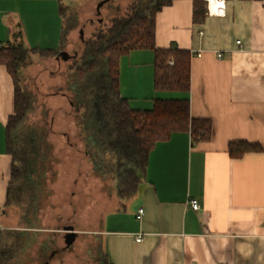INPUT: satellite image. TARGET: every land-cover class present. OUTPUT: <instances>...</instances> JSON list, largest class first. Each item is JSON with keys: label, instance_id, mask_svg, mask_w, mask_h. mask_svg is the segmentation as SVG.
Here are the masks:
<instances>
[{"label": "crops", "instance_id": "1", "mask_svg": "<svg viewBox=\"0 0 264 264\" xmlns=\"http://www.w3.org/2000/svg\"><path fill=\"white\" fill-rule=\"evenodd\" d=\"M60 5L0 0V47L24 42L59 52L53 47L63 29ZM155 28L157 48L190 54L189 91H156L153 52L135 50L119 60L120 95L136 110L151 109L157 99H187L190 117L210 121L212 134L192 142L189 133L175 132L155 144L136 195L118 199L102 217L103 254L108 264H264V0H226L223 16L205 14L198 22L193 0H173L157 13ZM44 32L52 34L45 42ZM13 97V79L0 64V230L15 228L4 207ZM140 101L144 108H133ZM238 141L262 151L232 158L228 145Z\"/></svg>", "mask_w": 264, "mask_h": 264}, {"label": "trees", "instance_id": "2", "mask_svg": "<svg viewBox=\"0 0 264 264\" xmlns=\"http://www.w3.org/2000/svg\"><path fill=\"white\" fill-rule=\"evenodd\" d=\"M172 2L131 0L126 12L111 20L114 36L102 42L94 40L87 50L83 49L82 63L73 69L70 80L72 103L78 113L77 126L93 171L98 175L112 173L116 176V196L122 201L136 195L143 181L148 154L156 143L166 141L175 132L189 133L192 142L208 141L212 134L210 121L190 117L187 99H157L151 109L136 110L130 108L128 100L120 95L119 60L135 50L153 52V87L156 91H189L190 54L175 47L157 48L155 44L156 15ZM205 7L203 0H193L194 22L203 20ZM59 12L64 17L61 5ZM30 53L52 57L58 51L27 49L19 43L0 47V64L14 84L13 112L6 124V151L12 165L4 207L6 210L10 206H21L24 219L40 210L46 174L51 170L49 131L43 121L29 123L27 118L32 114L30 96L24 93L17 78L18 68L27 64ZM46 116L44 112V120ZM260 151L262 147L258 143L238 141L228 145L232 158ZM32 226L21 227L29 229ZM28 237L31 238L29 233ZM31 240L25 243L15 240L9 247L3 246L12 254L9 264H23L13 261L28 252ZM100 249L103 264H108L101 245ZM39 253H44V242Z\"/></svg>", "mask_w": 264, "mask_h": 264}, {"label": "rangeland", "instance_id": "3", "mask_svg": "<svg viewBox=\"0 0 264 264\" xmlns=\"http://www.w3.org/2000/svg\"><path fill=\"white\" fill-rule=\"evenodd\" d=\"M100 1L61 0L63 29L61 35L58 33L60 41L54 42L53 48L71 56L76 51L77 57L63 61L56 59L57 55L42 57L30 53L27 64L18 68L19 86L31 100L32 114L27 119L30 124L43 121L49 131L51 170L46 174L44 199L36 214L24 219L21 206L6 208L5 216L9 221L6 222L15 228L0 230V264H9L12 256L3 246L9 247L15 240L25 243L29 239L32 240L28 252L13 263L43 264L53 251H57L49 264H103L98 233L104 214L117 207V178L112 173L98 175L93 171L77 126L78 113L72 103L70 80L73 69L82 63L83 49L87 50L94 40L102 42L114 36L111 20L122 16L131 0H108L98 14L96 6ZM39 30L35 38L42 35ZM80 31L83 32L82 38ZM48 37L52 34L44 32V42ZM19 44L31 49L28 43ZM34 46L39 47V40ZM138 103L133 108H144L145 101ZM44 112L47 114L45 120ZM30 225L33 226L29 229L21 227ZM69 225L77 233V238L69 249L63 250V227ZM13 230L17 232L11 233ZM43 242L44 253L41 254L39 247Z\"/></svg>", "mask_w": 264, "mask_h": 264}, {"label": "built area", "instance_id": "4", "mask_svg": "<svg viewBox=\"0 0 264 264\" xmlns=\"http://www.w3.org/2000/svg\"><path fill=\"white\" fill-rule=\"evenodd\" d=\"M206 3V15L210 16H223L224 15V2L226 0H214V9H212V0H203ZM172 64V62H169ZM190 206L193 210H198L200 208L199 203L196 200H191ZM143 214V209H138L137 217L140 218ZM136 241H140V239H136Z\"/></svg>", "mask_w": 264, "mask_h": 264}, {"label": "water", "instance_id": "5", "mask_svg": "<svg viewBox=\"0 0 264 264\" xmlns=\"http://www.w3.org/2000/svg\"><path fill=\"white\" fill-rule=\"evenodd\" d=\"M108 0H102L100 1L97 6H96V10H97V13L99 14V10L100 8L107 2ZM82 34L83 32L80 31V35H81V38H82ZM57 59L61 58L63 61H66L70 58V55L65 52V51H60L56 57ZM65 230V235H64V244L66 247H69L71 246L76 237H77V233L73 230V228H66L64 229ZM52 255L54 254L53 252L51 253ZM45 264V263H44Z\"/></svg>", "mask_w": 264, "mask_h": 264}, {"label": "flooded vegetation", "instance_id": "6", "mask_svg": "<svg viewBox=\"0 0 264 264\" xmlns=\"http://www.w3.org/2000/svg\"><path fill=\"white\" fill-rule=\"evenodd\" d=\"M59 52H60V51H59ZM59 52H58V53H59ZM57 55H58V54H57ZM75 57H77V52H76V51H75L74 55H72V56L70 55V58H75ZM70 58H69V59H70ZM56 59H57V58H56ZM66 228H73V227H72L71 225H69V226H64V227H63L64 235H65V230H64V229H66ZM76 238H77V237H76ZM75 240H76V239H75ZM74 242H75V241H74ZM63 243H64V236H63ZM72 245H73V244H72ZM72 245H71V246H72ZM71 246L66 247L65 244H64V249H63V250H67V249H69ZM53 253H54L53 255H52V254L49 255V257H48V261L45 262V264H49V261L57 255V251H53ZM43 264H44V263H43Z\"/></svg>", "mask_w": 264, "mask_h": 264}, {"label": "bare ground", "instance_id": "7", "mask_svg": "<svg viewBox=\"0 0 264 264\" xmlns=\"http://www.w3.org/2000/svg\"><path fill=\"white\" fill-rule=\"evenodd\" d=\"M214 5H215V3H214V0H212V9H214Z\"/></svg>", "mask_w": 264, "mask_h": 264}]
</instances>
